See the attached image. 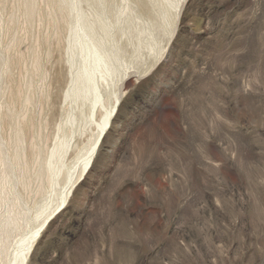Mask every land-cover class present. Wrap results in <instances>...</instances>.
<instances>
[{
  "label": "rangeland",
  "instance_id": "rangeland-1",
  "mask_svg": "<svg viewBox=\"0 0 264 264\" xmlns=\"http://www.w3.org/2000/svg\"><path fill=\"white\" fill-rule=\"evenodd\" d=\"M0 264H264V0H0Z\"/></svg>",
  "mask_w": 264,
  "mask_h": 264
},
{
  "label": "bare ground",
  "instance_id": "bare-ground-1",
  "mask_svg": "<svg viewBox=\"0 0 264 264\" xmlns=\"http://www.w3.org/2000/svg\"><path fill=\"white\" fill-rule=\"evenodd\" d=\"M95 47H96V46H94V48H95ZM95 50H97V49H95ZM99 51H100V50H99ZM99 51H98V52H99ZM94 52H95V51H94ZM96 54H97V53H96ZM98 54H99V53H98ZM98 56H99V55H98ZM98 56H97V57H98ZM101 59H102V58H101ZM102 61H103V59H102ZM103 62H104V61H103ZM93 63H94V62H93ZM94 64H95V63H94ZM100 64H101V63H100ZM94 66H95V65H94ZM94 66H93V67H94ZM97 67H98V66H97ZM100 69H101V68H100ZM94 70H95V69H94ZM98 70H99V69H98ZM88 71H89V70H88ZM93 72H95V71H93ZM85 73H86V72H85ZM88 74H90V71H89ZM91 74H92V73H91ZM86 75H87V73H86ZM90 77H91V76H90ZM93 78H94V77H93ZM93 78H92V82H93ZM90 80H91V79H90ZM115 107H116V106H114V108H113V110H112V113H113L114 110L116 109ZM112 113H111V114H112ZM109 119H110V118L108 117V118H107V121H106V123H105V125L102 126V131H101L102 133L105 131L106 127L109 125V124H108V123H110V122H109ZM101 135H102V134H101ZM89 166H90V165H89Z\"/></svg>",
  "mask_w": 264,
  "mask_h": 264
},
{
  "label": "snow or ice",
  "instance_id": "snow-or-ice-1",
  "mask_svg": "<svg viewBox=\"0 0 264 264\" xmlns=\"http://www.w3.org/2000/svg\"><path fill=\"white\" fill-rule=\"evenodd\" d=\"M149 83H150V81H149ZM146 86H147V85H146ZM135 90H136V88L133 89V91H135Z\"/></svg>",
  "mask_w": 264,
  "mask_h": 264
}]
</instances>
